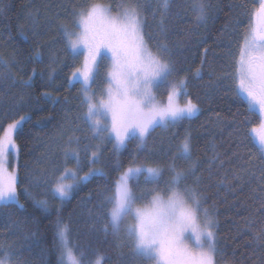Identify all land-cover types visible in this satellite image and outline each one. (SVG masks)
Here are the masks:
<instances>
[{"label":"trees","instance_id":"1","mask_svg":"<svg viewBox=\"0 0 264 264\" xmlns=\"http://www.w3.org/2000/svg\"><path fill=\"white\" fill-rule=\"evenodd\" d=\"M106 2L115 8L118 0ZM211 2L214 7L206 24H195L190 0L188 4L175 0L165 23L177 68L173 77L187 76L192 98L199 97V113L167 129L157 127L148 137L145 150L138 154L135 141H130L118 157L112 152V144L104 142L101 164L107 175L93 177L73 190L61 204L45 192L50 183L36 186L34 181L37 177L42 181L45 175L54 180L63 171L66 166L63 148L69 136L80 138V174L90 167L83 151L91 134L80 118L84 112L81 86L69 80L72 71L80 65V56L74 58L65 49L60 29L62 24L72 27L73 6H83L88 0H0L3 5L0 12V135L13 120L24 115L30 117L15 135L19 146L16 166L19 201L24 207L0 206V241L11 246L13 260L23 264H57L53 245L59 207L62 221L70 225L72 239L87 248L89 259L95 257L93 250H99L104 256L102 264H145L131 252V243L126 238L100 231L101 221L96 215L100 209L96 206L102 199L101 192L111 186L134 154L138 162L148 159L164 166L160 186L170 175L167 165L174 155L177 166L187 168L188 161L179 157V147L188 131L192 137V161H199L196 169V175L201 178L199 190L207 196V205L215 204L219 221L217 262L264 264V246L252 239V230L264 223V213L258 211L264 189V180L260 179L264 175V162L258 156L249 162L257 149L244 136L258 124L259 116L249 113L246 105L235 98L231 78L217 80L223 72L232 70V55L238 53L241 36L249 23L248 14L258 6V0ZM146 3L145 30L154 43L161 38L160 16L159 13L155 18L152 16L156 0H146ZM205 49L206 60L197 77L195 70L201 67ZM105 70L104 63L93 84L97 91L105 84ZM29 77V86H25L22 81ZM217 114L222 122L217 121ZM246 119L251 123H245ZM213 144L215 154H219L215 161H212ZM117 161L121 165L119 170ZM73 165L69 160L67 166ZM235 172L241 173L240 179L233 178ZM188 182H192V177ZM144 186L151 188L153 184H146L143 176L139 185H133L137 194ZM25 187L37 199H48L50 210L45 212L36 206L24 194ZM247 219L253 221L251 230L245 227ZM0 256H3L2 250Z\"/></svg>","mask_w":264,"mask_h":264},{"label":"snow or ice","instance_id":"2","mask_svg":"<svg viewBox=\"0 0 264 264\" xmlns=\"http://www.w3.org/2000/svg\"><path fill=\"white\" fill-rule=\"evenodd\" d=\"M174 2L156 0L157 7L152 8L153 18L157 13L160 16L161 38L154 43L150 42L152 38L145 30L148 19L146 0H118L115 8L106 0H88L83 6H73L72 27L60 26L65 49L74 58L83 57L80 67L72 71L69 80L81 86L84 112L80 118L91 134L90 139L98 143L84 145L90 167L80 174V138L68 137L63 148L66 165L63 171L54 180L50 181L45 175L42 181L40 177L34 181L36 186L50 183L51 187L45 188V192L52 199H59L63 204L73 190L93 177L107 175L101 164L104 142L112 144V152L118 157L130 141H135L138 154L145 150L148 137L157 127L167 129L183 120H191L199 113V97L192 98L187 76L171 79L177 68L165 23ZM184 2L188 4L189 0ZM189 6L197 26L206 24L214 7L211 0H190ZM2 11L3 5H0ZM248 16L249 23L241 36L238 53H230L232 70L223 72L217 80L231 78L235 98L246 105L249 113L259 116L258 124L244 136L254 142L257 149L250 155L249 162L255 156L264 162V0H258V6ZM206 56L207 49L201 67L195 70L197 77L202 73ZM105 62V84L97 91L93 84ZM30 80L31 77L22 83L29 86ZM160 91L166 92V96L158 98ZM27 119L30 117L24 115L13 120L0 137V206L24 207L19 201L18 170L15 165L11 171L8 167L9 156L16 158L19 152L15 133ZM216 119L222 122L219 114ZM245 123L251 121L246 119ZM212 150V161H215L219 159L215 144ZM179 157L191 163L187 168L178 167L174 155L167 165L170 175L160 186L164 166L148 159L138 162L134 154L111 186L101 192L102 199L96 206L100 209L96 214L101 221L100 231L126 238L131 243V252L145 264H217L219 221L215 204L207 205V196L199 190L201 178L196 175L199 161H192V137L188 131L180 141ZM69 160L74 162L72 167L67 166ZM116 168H121L119 161ZM141 176L153 187L143 188L137 194L133 185H139ZM189 177H192L191 183ZM233 178L240 179L241 173L235 172ZM260 179L264 180V175ZM23 192L43 211L50 210L48 199H37L27 187ZM258 211L264 213V189L261 190ZM56 212L53 246L57 251V264H102L103 253L93 250L95 259H89L87 248L72 239L70 225L62 221L59 207ZM252 223L247 219L245 227L251 230ZM252 239L264 246V223L259 229L252 230ZM0 250L3 251L0 264H23L13 260L11 246L4 241H0Z\"/></svg>","mask_w":264,"mask_h":264},{"label":"rangeland","instance_id":"3","mask_svg":"<svg viewBox=\"0 0 264 264\" xmlns=\"http://www.w3.org/2000/svg\"><path fill=\"white\" fill-rule=\"evenodd\" d=\"M83 57L80 56V65H81V61H82ZM105 64L107 65V62H105ZM80 65L78 67H80ZM171 79H176L174 77H171ZM162 96H166V92L164 91H160L158 92V98L159 97H162ZM181 101H183V97L181 98ZM4 134V131L3 133L0 135V137H2ZM16 135V133H15ZM98 143V141H95V140H92V139H89V142H88V145H92V144H96ZM17 163H18V156H16V158H13L12 156H9V167H8V170L11 171L12 170V166L15 165V167L17 166ZM189 163H191V161H188V165ZM17 168V167H16ZM143 188H147V187H141L140 189H143ZM3 256H0V258H2ZM95 259V257L93 258V260ZM219 264V263H217ZM224 264V263H222Z\"/></svg>","mask_w":264,"mask_h":264},{"label":"bare ground","instance_id":"4","mask_svg":"<svg viewBox=\"0 0 264 264\" xmlns=\"http://www.w3.org/2000/svg\"><path fill=\"white\" fill-rule=\"evenodd\" d=\"M139 192H141V190L139 191ZM218 263V262H217ZM224 263V262H223Z\"/></svg>","mask_w":264,"mask_h":264}]
</instances>
